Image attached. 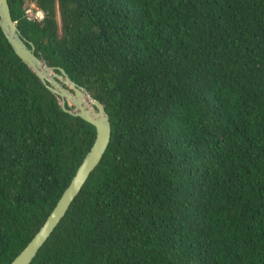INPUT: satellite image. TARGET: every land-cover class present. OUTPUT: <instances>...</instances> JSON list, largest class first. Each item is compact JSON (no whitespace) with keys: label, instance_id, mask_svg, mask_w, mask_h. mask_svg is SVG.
I'll return each mask as SVG.
<instances>
[{"label":"trees","instance_id":"16d2710c","mask_svg":"<svg viewBox=\"0 0 264 264\" xmlns=\"http://www.w3.org/2000/svg\"><path fill=\"white\" fill-rule=\"evenodd\" d=\"M31 3L41 21L25 14ZM21 36L111 138L30 264H264V0H8ZM96 136L0 28V264Z\"/></svg>","mask_w":264,"mask_h":264},{"label":"water","instance_id":"95a60500","mask_svg":"<svg viewBox=\"0 0 264 264\" xmlns=\"http://www.w3.org/2000/svg\"><path fill=\"white\" fill-rule=\"evenodd\" d=\"M0 28L18 57L35 73L48 90L58 97L62 110L83 119L96 129L92 147L56 206L27 246L10 263L30 264L66 214L91 172L100 163L110 142L111 124L109 115L99 100L92 97L84 87L72 81L62 68H58L59 72H55L54 68L36 55L33 44L21 36L17 23L11 16L8 0H0Z\"/></svg>","mask_w":264,"mask_h":264},{"label":"built area","instance_id":"2783aa9c","mask_svg":"<svg viewBox=\"0 0 264 264\" xmlns=\"http://www.w3.org/2000/svg\"><path fill=\"white\" fill-rule=\"evenodd\" d=\"M25 14L29 20L41 21L44 18V12L35 3L30 4V7L26 9Z\"/></svg>","mask_w":264,"mask_h":264},{"label":"rangeland","instance_id":"374dc122","mask_svg":"<svg viewBox=\"0 0 264 264\" xmlns=\"http://www.w3.org/2000/svg\"><path fill=\"white\" fill-rule=\"evenodd\" d=\"M29 7H30V6H29ZM29 7H28V8H29Z\"/></svg>","mask_w":264,"mask_h":264}]
</instances>
